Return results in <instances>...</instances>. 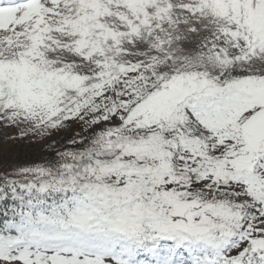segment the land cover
<instances>
[{
	"label": "snow or ice",
	"instance_id": "obj_1",
	"mask_svg": "<svg viewBox=\"0 0 264 264\" xmlns=\"http://www.w3.org/2000/svg\"><path fill=\"white\" fill-rule=\"evenodd\" d=\"M0 264H264V0H0Z\"/></svg>",
	"mask_w": 264,
	"mask_h": 264
},
{
	"label": "rangeland",
	"instance_id": "obj_2",
	"mask_svg": "<svg viewBox=\"0 0 264 264\" xmlns=\"http://www.w3.org/2000/svg\"><path fill=\"white\" fill-rule=\"evenodd\" d=\"M79 131L76 128H72L67 133H62L61 136H66L67 138H72ZM15 154L19 155L22 159H32L37 156L36 146H30V142L27 140L20 141L15 147Z\"/></svg>",
	"mask_w": 264,
	"mask_h": 264
}]
</instances>
